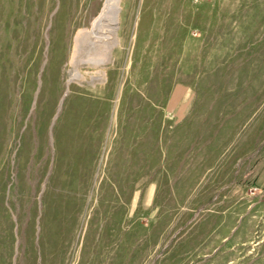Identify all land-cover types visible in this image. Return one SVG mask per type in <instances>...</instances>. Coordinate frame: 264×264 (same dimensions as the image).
<instances>
[{
    "label": "rangeland",
    "instance_id": "rangeland-1",
    "mask_svg": "<svg viewBox=\"0 0 264 264\" xmlns=\"http://www.w3.org/2000/svg\"><path fill=\"white\" fill-rule=\"evenodd\" d=\"M103 2L0 0V264H264V0H119L68 81Z\"/></svg>",
    "mask_w": 264,
    "mask_h": 264
},
{
    "label": "bare ground",
    "instance_id": "bare-ground-1",
    "mask_svg": "<svg viewBox=\"0 0 264 264\" xmlns=\"http://www.w3.org/2000/svg\"><path fill=\"white\" fill-rule=\"evenodd\" d=\"M119 11V0H104L99 14L92 20L88 30H82L73 39L68 57L60 54L56 57L62 63L67 61L68 81L87 82L90 84L103 81L106 73L102 69L109 63L111 51L115 47L116 24ZM89 67L94 75L81 70ZM104 74V75H103ZM92 118V117H91Z\"/></svg>",
    "mask_w": 264,
    "mask_h": 264
}]
</instances>
